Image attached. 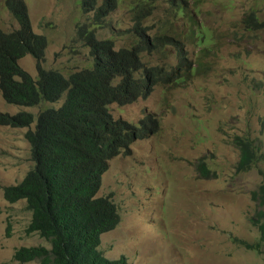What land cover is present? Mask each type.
Masks as SVG:
<instances>
[{"label": "rangeland", "instance_id": "rangeland-1", "mask_svg": "<svg viewBox=\"0 0 264 264\" xmlns=\"http://www.w3.org/2000/svg\"><path fill=\"white\" fill-rule=\"evenodd\" d=\"M23 1L32 31L46 39L42 68L64 77L92 67L80 27L93 29L96 40L111 41L115 50L156 36L180 45L165 40L159 49L141 50L142 76L157 68L159 82L146 99L108 106L115 120L138 125L149 116L159 128L134 140L128 154L110 160L102 175L97 197L108 198L119 219L100 237L102 255L123 257L125 264H264V254L241 246L260 240L252 223L259 207L251 193L264 182L258 173L264 161L238 173L234 146L236 137L249 138L264 154V0H119L97 27L81 0ZM138 13L144 38L133 28ZM251 13L257 27L244 22ZM17 28L0 0V31ZM18 65L37 78L30 55ZM63 102L64 96L55 103L15 106L0 92V113L25 111L36 118ZM34 125L0 127V264H20L13 255L21 247L50 248L37 234H25L31 217L25 202L9 203L3 194L33 165L25 133Z\"/></svg>", "mask_w": 264, "mask_h": 264}, {"label": "trees", "instance_id": "trees-1", "mask_svg": "<svg viewBox=\"0 0 264 264\" xmlns=\"http://www.w3.org/2000/svg\"><path fill=\"white\" fill-rule=\"evenodd\" d=\"M118 4L119 0H81L84 12L94 13L92 25L96 27ZM5 6L18 28L9 33L0 31L2 98L9 105L35 107L42 102L55 103L64 96L58 110H44L36 118L25 111L0 113V127L29 128L35 122L34 129L25 133L33 165L18 184L5 187L3 194L9 203L25 202L31 213L25 234H37L50 245L49 249L21 247L13 260L20 264H125L123 257L110 260L99 250L101 235L115 229L119 219L116 207L108 198L97 197V193L108 162L127 155L134 140L154 134L159 127L149 116L138 125L114 121L108 106L146 99L159 82L160 73L152 68L142 76L140 51L145 47L159 49L165 40L178 49L179 42L165 36L144 38L146 28L141 27L140 13L133 28L144 40L131 49L115 50L111 41L96 40L93 29L80 27L78 33L90 50L92 67L64 77L58 71L42 68L46 39L32 31L24 1L5 0ZM244 22L259 25L254 13ZM197 40L202 44L203 35ZM27 55L36 61V79L18 65ZM166 76L169 79L171 74ZM234 146L239 151L238 173L250 172L264 161V154L251 139L236 137ZM199 170L202 175L208 174L203 164ZM258 173L264 180V171L259 169ZM251 199L259 207L252 223L260 240L241 241V246L264 254V182L251 193Z\"/></svg>", "mask_w": 264, "mask_h": 264}, {"label": "clouds", "instance_id": "clouds-1", "mask_svg": "<svg viewBox=\"0 0 264 264\" xmlns=\"http://www.w3.org/2000/svg\"><path fill=\"white\" fill-rule=\"evenodd\" d=\"M157 37H159V36H157ZM1 92V91H0ZM1 96H2V94H1ZM148 98V97H147ZM4 100V99H3ZM5 102V101H4ZM6 103V102H5ZM109 109V108H108ZM108 113L110 114V112H109V110H108ZM3 114V113H2ZM9 115V114H8ZM110 116H111V114H110ZM111 118L113 119V117L111 116ZM114 121H119V120H121V121H125V120H122V119H113ZM129 124H131V125H136V124H133V123H130L129 122ZM143 139V138H142Z\"/></svg>", "mask_w": 264, "mask_h": 264}]
</instances>
